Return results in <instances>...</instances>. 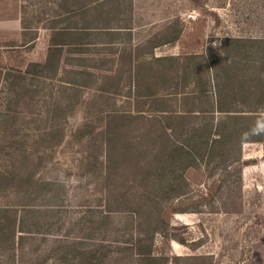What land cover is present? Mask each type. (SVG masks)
Returning a JSON list of instances; mask_svg holds the SVG:
<instances>
[{"label":"rangeland","instance_id":"obj_1","mask_svg":"<svg viewBox=\"0 0 264 264\" xmlns=\"http://www.w3.org/2000/svg\"><path fill=\"white\" fill-rule=\"evenodd\" d=\"M103 1V8L108 11L106 16L109 18L103 19L102 23L122 26L132 20L135 43L140 42L141 52L147 51L155 42L175 35L178 28H183L179 38L159 46L158 53L199 52L212 37L264 36V0ZM74 2L77 1L67 0L65 7L69 8ZM100 6L91 12L98 13ZM21 10L22 21L34 28L19 31L0 27V170L12 169V162L21 157L19 154L13 159L10 153L5 152V148L11 151L14 148L11 146L30 147L32 143V151L39 149L32 158L39 160L42 156L43 159L42 165L37 169V177L53 179L55 184L52 196L39 194L31 198L32 203L28 207L38 209L35 212L37 218H33L36 223H29L32 231L25 232L21 242L19 240L14 245L6 244L4 251L0 247V263L29 264L32 260L44 259L43 264H67L60 261L58 256L77 252L81 246L98 241L104 234H109L104 239V244L109 242L117 245L118 242L113 241L114 236L123 238L121 234L129 219L130 212L126 209L128 206H138L137 202L130 200L133 194H129L131 191H138V188L129 186L133 179L131 177L137 172L133 169L134 165L129 164L131 160H127L131 155L122 156L115 148L112 149L114 156L109 162L110 167L107 168L105 163L106 171L111 174V181L91 169V155L93 148L99 145L101 135L98 129L103 121L99 119L100 116L90 115L88 112L106 108L105 103H102L104 100L96 98L95 93H99L97 88L117 90L118 93L114 96L117 108L135 107L128 105V100L132 99L126 97L132 94L128 83V57L125 53L119 65H115L116 61H107L105 66L110 67V64L114 67L113 72L107 71V68L101 71L99 68L94 75L78 73V79L84 85L77 90L80 93L79 101L76 97L75 105L67 107V115L60 119L64 139L61 144L54 145V148L45 149L40 133L49 124L48 115L53 113L55 102L61 93L56 82L54 84L50 79H45L47 77L36 75L32 71V63L44 61L47 57L51 30L43 26L54 24L52 18L65 9L59 7L58 0H21ZM37 35L36 41L27 43L28 39ZM149 36L153 37L148 42L146 38ZM127 42L125 41V45ZM97 47L100 48L99 45ZM69 48L71 47L66 45L63 52V64L68 67L70 65L66 60L75 56L66 50ZM108 50L110 53L105 54L111 56L113 53L109 47ZM87 56L100 59V54ZM177 65L174 64L173 69L167 70V74L176 72ZM63 73L67 78L74 76ZM20 76H24L27 83L26 87L21 88V101L16 103L10 100L14 94L10 89V81L19 82ZM67 93L74 94L75 91L70 89ZM94 98L97 100L95 105L92 104ZM106 99H110L109 95ZM144 107L147 108L148 105ZM201 116L199 114L192 118V122L198 124L210 119ZM85 121L88 123L83 125ZM15 129H20L17 136L13 135ZM172 133V139L178 137L174 131ZM33 138H39L38 142ZM19 141L24 143L19 144ZM241 152L242 163L235 168L226 170L227 165L217 158L209 165L206 160H199L196 167L186 169L184 176L189 182L186 189L188 192L174 194V201L169 199L159 202L164 196L140 194L146 196V199H153L150 202L140 200L141 207L147 208L145 212H151L149 209L153 208L156 212L154 215L157 216V209H165L160 214L166 221L159 219L156 225L152 248L158 259L154 264H264V141H244ZM106 157L105 142L104 161L107 160ZM122 160L127 162L123 163ZM212 167H215L213 174ZM171 168L172 164L170 170ZM173 175L170 171V181H173ZM220 178L224 181L212 199L201 201L200 194L208 189L213 190ZM9 183L7 180L0 183V186H7ZM5 192L0 195V208L16 205L19 210L21 195L9 185ZM128 199L130 201H126ZM174 205L177 209H174ZM109 210L110 217H104ZM138 212L140 211L135 210L136 218ZM18 213L23 215L24 212ZM156 216L143 217V221H139L141 231ZM96 220H100L103 226L98 227ZM106 220L108 223L104 224ZM118 227L121 233L115 235L113 230ZM139 231L140 227L134 230L136 237ZM59 238L63 241H59ZM61 244L63 247L58 251ZM131 259V250L114 249L110 251L105 264H129Z\"/></svg>","mask_w":264,"mask_h":264},{"label":"trees","instance_id":"obj_2","mask_svg":"<svg viewBox=\"0 0 264 264\" xmlns=\"http://www.w3.org/2000/svg\"><path fill=\"white\" fill-rule=\"evenodd\" d=\"M76 1L68 8L65 7L67 0H58L59 7L65 10L57 13L52 18L54 24L48 26L53 32L47 57L44 61L32 63V71L37 73L36 75L47 77L45 79H50L52 83L56 82L61 93L55 102L53 113L48 115L49 124L40 133L45 149L54 148V145L61 144L64 139L60 119L67 115V107L75 105L76 97L79 101L80 93H77V90L84 85L78 79V73L93 75L95 73L86 68L74 70L63 64L62 57L66 45L73 44V48L67 49L69 51H85L86 44L90 42L89 37L93 34L88 29L99 27L97 25L99 17L91 11L99 8L104 2L103 0ZM181 29H176L175 35L167 38V41H175ZM214 44L217 46L214 47ZM66 61L74 65H85L82 58L77 60L70 58ZM152 63L158 67H142L139 71V81L130 89L132 94L128 96L133 95V98L130 97L132 100H128V105L132 104L134 108H117L114 97L118 93L117 90L98 87L99 93H95L96 98L104 100L102 103H105L106 108L93 113L88 112L90 115L100 116L99 119L103 121L98 129L101 135L99 145L93 148L91 155L93 157L91 169L100 172L104 179L111 181V174L106 171L105 163L109 168V162L114 156L111 153L112 149L115 148L122 156L131 155L127 160H131L129 164H133V169L137 172L131 177L133 179L129 186L138 188V191H131L129 194H133L130 200L137 202L138 206L136 208L128 206L129 208L126 209L130 212L129 219L121 234L123 238L118 239V236H114L113 241L118 242L117 245L109 242L104 244V239L109 235L104 234L98 241L81 246L77 252L58 256L64 263L105 264L110 251L117 249L131 250L132 259L129 264H154L158 259L153 254L152 248L156 225L159 219L165 220L162 213L160 214V211L164 212L165 209H157L159 212L157 216L154 215L156 212L153 208L149 209L152 210L151 212H145L147 208L141 207L140 200L150 202L153 199L148 197L146 199V196L140 194H147L150 197L164 196L158 200L159 202L169 199L174 201L175 195L188 192L186 189L189 182L184 176L185 171L189 167H196L199 160H206L209 165L218 158L221 163L227 165L226 170L235 168L242 163V142L264 141V134H256L253 131L256 121L264 119V36L212 37L208 39L201 52L178 56H156ZM174 64H178L176 72L172 75L167 74V70L173 69ZM147 71L149 74L145 75ZM63 72L74 76L67 78L63 76ZM26 83L24 76H20L19 82L10 81V89L14 91L11 101L14 100L16 103L21 101V88L26 87ZM70 89L75 93L68 94ZM106 94L110 99H106ZM93 100L92 104L95 105L97 100L95 98ZM84 102L90 103V101ZM145 105L148 107L145 108ZM199 114L210 119L195 124L192 118L198 117ZM3 119L6 121V118ZM87 123L85 121L83 125ZM15 130L13 135H19L20 129ZM173 131L178 137L172 139ZM39 138L33 140L38 142ZM105 142L107 143L106 161H104ZM22 143L24 142L19 141V144ZM29 146L14 145L11 146L14 147L11 151L5 148V152L10 153L13 159L19 154L21 157L12 162V169L0 170V183L9 180V187L21 195L22 199L19 200L21 207L19 210L16 205L0 208L2 249L6 244L14 245L19 240L21 242L25 232L32 231L29 223H36L33 218H37L35 212H38V209L34 210L32 207L29 209L31 198L39 194L53 195L54 180L37 177V169L42 165L43 159L40 156L39 160H34L32 155L39 149L32 151V143ZM87 160L90 161L88 158ZM122 162L127 161L122 160ZM214 168L212 167L211 174L215 172ZM170 171L174 174L173 181H170ZM223 181L220 178L219 184L213 190L208 189L201 193V201L211 200ZM8 185L0 186V195L6 193ZM135 194L137 196H134ZM174 209H177L175 205ZM135 210L140 211L137 218L134 214ZM20 211L24 212L23 215H19ZM155 216L157 218L141 231L139 221H143V217ZM104 217H110V210L104 214ZM96 221L98 227L103 226L100 220ZM103 223L108 222L106 220ZM137 227H140V231L136 237L134 230ZM113 231L115 235L121 233L120 227ZM58 240L63 241L60 238ZM61 247L63 244L58 247V251ZM43 263L44 259H36L29 264Z\"/></svg>","mask_w":264,"mask_h":264},{"label":"crops","instance_id":"obj_3","mask_svg":"<svg viewBox=\"0 0 264 264\" xmlns=\"http://www.w3.org/2000/svg\"><path fill=\"white\" fill-rule=\"evenodd\" d=\"M103 6L104 5L101 4L100 10L97 11L98 13H95L96 17L97 16L99 17V20L97 22V25H99V27H92L88 29L93 34L89 37L90 42L86 44L85 51L75 52V51H69L66 49L68 52L72 53V55H75V56H70L71 58L75 60L81 59V58L84 59L85 65H74L72 63L71 64L67 63L68 65H70V68H73L74 70H82L86 68L87 70H91L95 73L98 72L99 68L101 71L102 69L107 68V71L113 72L114 67H112L110 64H109L110 67H106L105 63L107 61H111L112 63L116 61L115 65H119L122 61L124 54L127 53V57H128L127 66H128V71H129L128 83L130 84L131 88H133V84L139 81L138 78L140 77L139 76L140 69L142 67H145V68L146 67L149 68L152 66L154 67L155 64H153L152 61L155 60L156 56H167V55L178 56V55L190 53V52L183 53V54L173 53V52L171 54L158 53L157 48L159 46L163 44H167L169 42H173V41H167V38L161 41L155 42L154 44L151 45V48H149L147 51L141 52V50L139 49L140 42L135 43V39H134L135 28L133 27L132 20L131 22L127 23V25H122V26L112 25L113 27H110V25H105V23H102V20L108 19L109 17L106 16L108 11L105 10ZM103 26H107V27H103ZM0 27L16 29L19 31L20 30H23V31L30 30L34 28V27H31L30 25L24 24V22L22 21L21 0H0ZM43 27L51 30V35H52V32H53L52 28L48 26H43ZM182 29H181V32H182ZM51 35H50V38H51ZM150 36L146 38V40L148 39V42L153 37V36L152 37ZM155 37L157 36H154V38ZM37 38H38V35L32 37L31 39H28L27 43H29L30 41L32 42L36 41ZM125 41H128L127 45H125ZM32 42H30L29 44H31ZM72 45L70 44L69 46L73 48ZM93 45L96 47H94ZM97 45H99L100 48H98ZM49 46H50V39H49ZM108 47L110 48V51L113 53L111 54V56L110 54H105V53H110L108 50ZM93 53L95 55L100 54V59L99 58L93 59L87 56V55H92ZM64 59L65 57L63 58V63L65 62ZM147 74H149L148 71H147ZM126 97H129V96H126ZM130 97L133 98V95Z\"/></svg>","mask_w":264,"mask_h":264},{"label":"clouds","instance_id":"obj_4","mask_svg":"<svg viewBox=\"0 0 264 264\" xmlns=\"http://www.w3.org/2000/svg\"><path fill=\"white\" fill-rule=\"evenodd\" d=\"M213 46L215 47L217 45L214 44ZM253 131L256 134H264V119H260L256 121Z\"/></svg>","mask_w":264,"mask_h":264}]
</instances>
